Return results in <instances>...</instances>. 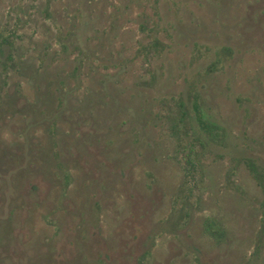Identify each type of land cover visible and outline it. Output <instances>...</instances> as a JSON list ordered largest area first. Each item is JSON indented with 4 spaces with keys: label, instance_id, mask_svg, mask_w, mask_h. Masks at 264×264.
Listing matches in <instances>:
<instances>
[{
    "label": "rangeland",
    "instance_id": "rangeland-1",
    "mask_svg": "<svg viewBox=\"0 0 264 264\" xmlns=\"http://www.w3.org/2000/svg\"><path fill=\"white\" fill-rule=\"evenodd\" d=\"M0 264H264V0H0Z\"/></svg>",
    "mask_w": 264,
    "mask_h": 264
},
{
    "label": "trees",
    "instance_id": "trees-1",
    "mask_svg": "<svg viewBox=\"0 0 264 264\" xmlns=\"http://www.w3.org/2000/svg\"><path fill=\"white\" fill-rule=\"evenodd\" d=\"M182 107V105L180 104V108ZM179 121H181V122H184L185 121V112L184 111H182V110H179V119H178ZM200 122V124L202 125V126H206V124L205 123H203L202 122V120L201 121H199ZM190 160L189 161H191V158H189Z\"/></svg>",
    "mask_w": 264,
    "mask_h": 264
}]
</instances>
